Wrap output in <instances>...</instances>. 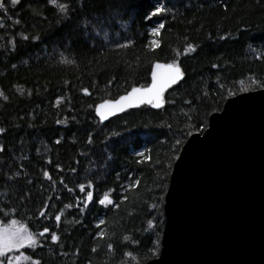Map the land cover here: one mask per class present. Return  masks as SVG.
I'll use <instances>...</instances> for the list:
<instances>
[{
    "label": "trees",
    "instance_id": "1",
    "mask_svg": "<svg viewBox=\"0 0 264 264\" xmlns=\"http://www.w3.org/2000/svg\"><path fill=\"white\" fill-rule=\"evenodd\" d=\"M2 2L0 91L8 99L0 98V224L15 220L36 240L16 253L28 257L19 264H144L157 257L164 193L188 133L205 130L229 91L264 89V0H85L83 10L79 0H57L69 5L67 19L47 0ZM156 8L162 11L151 15ZM188 44L195 51L185 52ZM154 61L175 62L185 75L165 106L100 124L95 104L146 86ZM88 191L93 200L85 207ZM106 192L113 204L101 206L96 201ZM44 227L56 232V243L39 235Z\"/></svg>",
    "mask_w": 264,
    "mask_h": 264
},
{
    "label": "water",
    "instance_id": "2",
    "mask_svg": "<svg viewBox=\"0 0 264 264\" xmlns=\"http://www.w3.org/2000/svg\"><path fill=\"white\" fill-rule=\"evenodd\" d=\"M171 63L154 61L149 83L135 87L151 84L154 64ZM183 77L164 89L160 108L126 107L101 122L95 106L119 94L96 103L94 118L105 124L145 106L160 110ZM224 102L203 132L187 138L173 164L159 254L144 264H264V89Z\"/></svg>",
    "mask_w": 264,
    "mask_h": 264
},
{
    "label": "snow or ice",
    "instance_id": "3",
    "mask_svg": "<svg viewBox=\"0 0 264 264\" xmlns=\"http://www.w3.org/2000/svg\"><path fill=\"white\" fill-rule=\"evenodd\" d=\"M72 4H75L77 0H71ZM20 3V0H10L11 6L15 7ZM47 3L56 7L58 12L64 15V18L67 19V12L69 11V5L65 3H57V0H47ZM80 3V8L83 10L84 8L87 7V4L85 3V0H79ZM5 10V2H0V11ZM150 11V10H149ZM162 10L159 8H156L154 12H151V15L155 16L159 14ZM149 12L146 11L145 15H148ZM19 23V21H17ZM0 27H3V25H0ZM158 29L153 28L152 31L149 33V36H154L156 35ZM224 37H221L223 39ZM24 40H28V36L23 37ZM38 39V36L33 35L31 37V40L35 41ZM8 45H11L13 48H15V44L12 40L7 41ZM149 45L151 47H155L157 45V41L154 39H151L149 41ZM148 47V45H146ZM151 50V49H150ZM189 50L195 51V48L193 47L192 44H188L187 47L185 48V52H188ZM63 62V61H62ZM67 63H72V61H67ZM13 67L15 65L13 64ZM213 67H216V65H213ZM184 74L181 72L180 67L175 63L167 64V65H162V64H154L152 66V71H151V84L148 85L146 88H139V87H132L129 91H126L124 95H120L118 98L108 101L105 100L103 103L98 104L95 106V115L99 118L101 122L106 121L110 115L115 114L118 111H123L126 107H132V106H139V105H150L153 108H160L162 104L164 103L162 99V94L164 92V89L168 86L175 85L177 84L178 81L181 80L182 76ZM252 83L255 85L256 81L253 80ZM259 86V85H257ZM243 91H247L248 89H242ZM17 91L18 92H23L24 89L17 86ZM85 95L88 94V89H82ZM235 93L232 91H229L227 93V96L225 99L228 97L234 96ZM0 98L7 100L8 97L0 91ZM59 100V98H58ZM57 124H63L65 123L64 120H57ZM199 130H203L201 127ZM5 129L3 127H0V133H4ZM189 135L192 133L189 132ZM59 143V141H57ZM181 141L177 140L176 141V146L179 147ZM147 159V158H145ZM173 159H176L175 155L173 156ZM59 167V166H57ZM73 171H75L73 169ZM43 176L46 179H51L49 176V172L45 170L43 172ZM61 183H63V180H61ZM138 182H133L132 184L129 185L130 188H135L137 186ZM89 188L92 187L91 184L88 185ZM69 192L72 191L71 188L68 189ZM80 191H85V187L83 185H80ZM124 199V197H122ZM93 200V193L91 191L87 192L86 199L84 201L85 207L87 206L88 202H91ZM99 205L101 206H107V205H112L113 200L109 198L108 193L106 192L102 198L98 199L96 201ZM70 207L69 204H64L63 208L68 209ZM81 212L84 211V208L80 209ZM43 215V211L40 213ZM61 217L60 215L55 216L56 221H60ZM100 224H103L104 221L101 220L99 222ZM17 224V221L15 220H10L7 225H5L3 228H0V256L4 257V260H8V264H12V259L8 256L5 255L7 252H11L13 250H16L19 252V250L25 245H28L29 247L35 246L36 240L34 239L33 235L28 233L26 229L23 228L21 225L19 228L15 227ZM99 227V225H97ZM148 227L152 228L153 227V220L149 219L148 220ZM46 233L50 235L51 241L53 243H56L58 241V236L56 232H51L49 233V229L47 227H44L43 230L39 233L40 236H44ZM97 236H102L101 232L96 233ZM156 244V242H153ZM109 250H112V244L107 245ZM93 252L96 251L95 248L92 249ZM153 255L155 253L153 252ZM124 256L128 257L131 256V253L125 252ZM25 259L27 260L28 257H21L17 256L15 258L16 264H19L20 259ZM133 260L136 259V257L132 256L131 257ZM0 264H3V260H0ZM32 264H39L38 261H32Z\"/></svg>",
    "mask_w": 264,
    "mask_h": 264
},
{
    "label": "rangeland",
    "instance_id": "4",
    "mask_svg": "<svg viewBox=\"0 0 264 264\" xmlns=\"http://www.w3.org/2000/svg\"><path fill=\"white\" fill-rule=\"evenodd\" d=\"M0 25H1V23H0ZM6 225H7V224H6ZM4 226H5V225H1V224H0V228H3ZM22 226H23V225H22ZM15 227L19 228L20 225L16 224ZM23 228L26 229L25 227H23ZM26 230H27V229H26ZM27 232L30 233L28 230H27ZM16 253H17L16 250H13V251H11V252H7V253H5L6 256H8V257H10V258L12 259V264H16V260H15V258H16L17 256H21V257H23L22 255H19V254L16 255ZM2 259H4V257H3V256H0V260H2ZM5 261H7V263H8V260H5ZM21 261L24 262V259H23V258L20 259L19 262H21Z\"/></svg>",
    "mask_w": 264,
    "mask_h": 264
},
{
    "label": "flooded vegetation",
    "instance_id": "5",
    "mask_svg": "<svg viewBox=\"0 0 264 264\" xmlns=\"http://www.w3.org/2000/svg\"><path fill=\"white\" fill-rule=\"evenodd\" d=\"M0 2H2V0H0Z\"/></svg>",
    "mask_w": 264,
    "mask_h": 264
}]
</instances>
